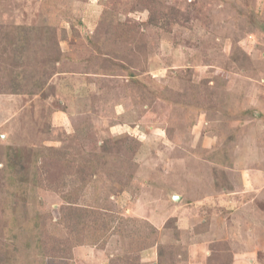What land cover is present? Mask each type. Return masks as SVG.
<instances>
[{"label": "rangeland", "instance_id": "374dc122", "mask_svg": "<svg viewBox=\"0 0 264 264\" xmlns=\"http://www.w3.org/2000/svg\"><path fill=\"white\" fill-rule=\"evenodd\" d=\"M0 24V264H264V0H0Z\"/></svg>", "mask_w": 264, "mask_h": 264}, {"label": "trees", "instance_id": "16d2710c", "mask_svg": "<svg viewBox=\"0 0 264 264\" xmlns=\"http://www.w3.org/2000/svg\"><path fill=\"white\" fill-rule=\"evenodd\" d=\"M0 28H2V25L1 24H0ZM13 91H18V90L16 88ZM52 153L53 154H56L58 157L66 158L68 152H65V151L59 150V149H54ZM17 157H19V156H17ZM82 158L83 157H81V160H80V163L83 164V167L81 169V172L82 171H86V170L94 171L99 166V164L97 162H95V159L94 160L92 159V163L90 164V167L84 166L85 160L82 159ZM74 160L70 164L74 163ZM15 163H16L15 161L14 162L12 161L11 164H10V166L11 167H14L15 166ZM85 165H88V163L85 164ZM66 208H67V215H68L70 221H72L75 226L76 225H79L80 224L79 221H80V219H81L82 216H79L78 215V209L77 208H71V207H66Z\"/></svg>", "mask_w": 264, "mask_h": 264}, {"label": "water", "instance_id": "95a60500", "mask_svg": "<svg viewBox=\"0 0 264 264\" xmlns=\"http://www.w3.org/2000/svg\"><path fill=\"white\" fill-rule=\"evenodd\" d=\"M177 197V196H176Z\"/></svg>", "mask_w": 264, "mask_h": 264}]
</instances>
